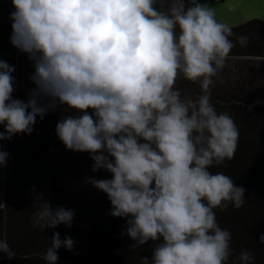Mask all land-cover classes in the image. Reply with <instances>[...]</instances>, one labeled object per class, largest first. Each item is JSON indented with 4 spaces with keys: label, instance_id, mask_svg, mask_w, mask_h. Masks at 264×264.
<instances>
[{
    "label": "clouds",
    "instance_id": "clouds-1",
    "mask_svg": "<svg viewBox=\"0 0 264 264\" xmlns=\"http://www.w3.org/2000/svg\"><path fill=\"white\" fill-rule=\"evenodd\" d=\"M11 0L10 43L28 56L35 85L26 100L13 98L15 66L0 60V141L33 132L37 117L66 105L80 115L55 126L67 150L87 152L88 178L107 195L110 215L124 218V235L140 248L161 241L141 264H227L231 233L214 209L243 207L245 189L209 169L231 160L239 130L211 102L213 77L231 49L232 28L199 0ZM248 37H237L247 46ZM199 82L193 98L176 87ZM88 110H91L89 113ZM8 153L0 150V168ZM41 230L72 226L73 209L51 207L33 187ZM264 243V234L258 237ZM70 236L54 232L43 256L56 264L58 250L73 251ZM0 253L15 258L6 240ZM241 249L233 264H253Z\"/></svg>",
    "mask_w": 264,
    "mask_h": 264
},
{
    "label": "trees",
    "instance_id": "trees-1",
    "mask_svg": "<svg viewBox=\"0 0 264 264\" xmlns=\"http://www.w3.org/2000/svg\"><path fill=\"white\" fill-rule=\"evenodd\" d=\"M155 6L160 8L161 0ZM11 24L0 22V60L15 66L13 98L25 100L17 90L16 54L21 51L10 43ZM231 28L229 39L235 47L227 58L264 60L263 21L253 19ZM239 36L248 37L247 46L237 43ZM220 83L224 82L217 74L210 86L211 102L217 113H228L234 119L239 140L234 157L209 170L228 175L243 187L246 202L239 209L229 204L227 210L216 208L214 212L218 225L231 233L233 254L227 264H233L241 249L252 252L253 264H264V243L258 239L264 234V95L233 94L230 88L220 89ZM176 87L182 95H191L190 90L200 94L199 82L179 78ZM186 87L190 90L185 91ZM68 115L80 113L60 105L42 120L37 117L31 134L19 133L0 141V150L9 154L6 166L0 168V239L16 253L11 260L0 253V264H47L43 256L54 232H59L61 240L70 236L75 241L73 251L58 250L56 264H141V257L151 258L161 241H148L140 248L131 246L134 241L124 235L125 219L112 217L107 195L87 183L92 177L111 179V174L103 169L93 172L89 153L67 150L56 135L57 122ZM33 187L51 207L75 211L71 227L61 224L41 230L34 224L38 205Z\"/></svg>",
    "mask_w": 264,
    "mask_h": 264
},
{
    "label": "rangeland",
    "instance_id": "rangeland-1",
    "mask_svg": "<svg viewBox=\"0 0 264 264\" xmlns=\"http://www.w3.org/2000/svg\"><path fill=\"white\" fill-rule=\"evenodd\" d=\"M199 2L208 3L213 8L217 20L227 23L230 27L253 19L264 22V0H200ZM14 10L11 0H0V22L12 23L9 17ZM16 66L18 94L26 100L29 90L35 87L29 80L34 68L28 56L22 52L16 54ZM217 74L224 82L220 83L222 85L220 89L230 88L233 94L243 92L264 95V60L227 58L225 69L219 70ZM187 90H190L189 87H186L185 91ZM190 91L193 98L198 95L197 92Z\"/></svg>",
    "mask_w": 264,
    "mask_h": 264
}]
</instances>
